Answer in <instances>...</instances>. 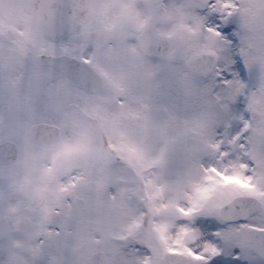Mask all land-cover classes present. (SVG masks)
I'll list each match as a JSON object with an SVG mask.
<instances>
[{"label":"snow or ice","instance_id":"obj_1","mask_svg":"<svg viewBox=\"0 0 264 264\" xmlns=\"http://www.w3.org/2000/svg\"><path fill=\"white\" fill-rule=\"evenodd\" d=\"M0 264H264V0H0Z\"/></svg>","mask_w":264,"mask_h":264}]
</instances>
